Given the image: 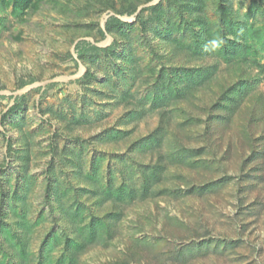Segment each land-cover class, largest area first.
Returning <instances> with one entry per match:
<instances>
[{
    "label": "rangeland",
    "instance_id": "rangeland-1",
    "mask_svg": "<svg viewBox=\"0 0 264 264\" xmlns=\"http://www.w3.org/2000/svg\"><path fill=\"white\" fill-rule=\"evenodd\" d=\"M132 1L104 37L127 1L0 4V264H264V78L220 35L195 51L173 1L160 21L141 14L143 32L138 13L159 0ZM220 4L264 62L253 0H203L192 16L216 32ZM114 34L111 53L75 51Z\"/></svg>",
    "mask_w": 264,
    "mask_h": 264
},
{
    "label": "trees",
    "instance_id": "trees-1",
    "mask_svg": "<svg viewBox=\"0 0 264 264\" xmlns=\"http://www.w3.org/2000/svg\"><path fill=\"white\" fill-rule=\"evenodd\" d=\"M41 0H0V4L5 6V7H9L11 6L14 13L22 16L24 14H26L28 12V10H35L37 9V7L39 6ZM127 1V4H122L121 9H116V13L115 15H110L106 21H105V29H103L102 27H100V33L102 35V37L105 36V34L107 32L112 33L113 28L115 27H122L124 25H128L127 22H125L124 20H122L119 16L123 15V14H127V15H131L134 14L138 11V3H135L132 0H125ZM150 0H147V2ZM175 7H179L181 14V23L180 25L183 27H181V29L183 30H187L190 31L192 33V35L190 34V36H192L194 38L193 42V46L195 51L199 52L201 49L203 50V53L206 52L208 49H211L212 44L214 43V39L220 35L221 39L223 40V47L227 50H229L230 52L238 50L239 47L242 48L243 51V63H248V67L251 69H254L256 71V75L261 76L264 78V62H261L260 60L254 58V59H250L248 60V54L247 51H251L252 46L249 45V43L244 40L241 39L242 35H241V31L239 29V25L238 22L236 20H234V18L231 16L230 13V9L226 6H224V4H220L219 5V16H220V25L218 27V30L216 32L211 31L207 26H205V24H203V18H201V16L199 15H194L192 16V13L195 9H201L202 6V1L203 0H170ZM254 6L251 8V12H256L259 9L262 12V15H264V0H253ZM177 5V6H176ZM150 11V15H154L155 18L158 21H160V19L163 17V8H162V4H161V0H159L156 4H152L149 6H144L140 9L139 13H138V22L140 27L142 28L143 32H145V26L147 21H151L152 16L148 17L146 19L142 18V13L145 11ZM258 30L259 31H264V24L263 25H259L258 26ZM172 29L171 27H169L167 29V32L165 34H170L169 32H171ZM203 32L204 36L201 38L200 37V33ZM217 33V34H216ZM229 34H232L233 37H229ZM115 35V34H114ZM181 37V36H180ZM119 37L118 36H114V41L113 43H111L108 46H98L94 43H91L89 41H79L76 46H75V51L78 54V56L80 58H84L87 56L90 57H97L101 54H105V53H111L112 51H115L117 49V41H118ZM202 53V52H199ZM106 54V55H107ZM184 70V69H183ZM202 70V68H201ZM202 73V72H201ZM84 75H88L91 76V71L89 70V68L87 69V71L85 72ZM33 78H30L29 80H24L22 81V84H26L29 83L31 81H33ZM241 82L240 84L234 86V90L231 92H227L224 96V100L223 102L220 101V105L219 106H227V115L231 116V114L234 113L237 103L233 106L231 104H229L230 101H236L237 102V98H234L233 93L238 91V89L241 87ZM191 89V86L188 87V90ZM93 224V222H92ZM74 241L73 239H69V241L67 242V244L65 245V249L69 248V246L71 247H76L78 248L79 246L82 245V242H78L75 245L71 244V242ZM79 249V248H78ZM67 251V250H66ZM69 255L72 254H68L66 255L65 253L63 254L64 259L69 260L71 262H75V255L72 257H69Z\"/></svg>",
    "mask_w": 264,
    "mask_h": 264
}]
</instances>
